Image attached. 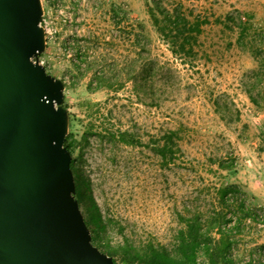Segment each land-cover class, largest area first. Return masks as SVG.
<instances>
[{"label":"rangeland","instance_id":"rangeland-1","mask_svg":"<svg viewBox=\"0 0 264 264\" xmlns=\"http://www.w3.org/2000/svg\"><path fill=\"white\" fill-rule=\"evenodd\" d=\"M174 1L210 18L193 61L175 57L160 39L149 13L152 0H41L46 47L39 61L65 82L75 196L86 223L94 211L101 215L100 230L87 223L92 242L118 264H140L134 253L149 243L172 247L180 213L210 207L225 184L238 183L253 203L264 206V74L258 80L252 73L259 62L251 37L262 29L251 19L255 5ZM113 4L129 12L131 23H140L148 38L143 57L165 62L175 73L160 100L155 87L140 90L126 76V58L134 59L139 48L125 42V23L111 20ZM236 10L241 19L228 21L226 15ZM251 83L257 104L245 91ZM216 100L222 106L233 101L239 120L217 110ZM171 129L178 132L181 150L162 157L158 145ZM227 151L237 159L233 169L216 163ZM256 226L245 225L234 238L242 264L251 256L264 264V254L251 251L264 243V223ZM198 258L206 261L202 252Z\"/></svg>","mask_w":264,"mask_h":264},{"label":"water","instance_id":"water-1","mask_svg":"<svg viewBox=\"0 0 264 264\" xmlns=\"http://www.w3.org/2000/svg\"><path fill=\"white\" fill-rule=\"evenodd\" d=\"M41 0H0V264H118L92 242L65 145V82L39 61Z\"/></svg>","mask_w":264,"mask_h":264},{"label":"trees","instance_id":"trees-1","mask_svg":"<svg viewBox=\"0 0 264 264\" xmlns=\"http://www.w3.org/2000/svg\"><path fill=\"white\" fill-rule=\"evenodd\" d=\"M149 13L160 39L175 57L190 61L199 57L203 44L200 35L204 27L210 23V18L203 10L195 6H186L182 1L152 0ZM234 15L241 19L242 12L236 10L234 13H228L226 19L230 21L235 18ZM109 16L115 23L118 22L117 19L125 23L121 26L125 42H133L134 46L139 48L134 59L126 58V76H131L140 90L143 88L142 85L150 86L152 89L155 87L157 100H160L175 74L172 67L150 56L143 57L148 38L140 31V23H131V17L126 9L113 4ZM251 40L255 44L252 52L259 62L258 68L252 73L260 80L264 74V30L258 29ZM72 44L81 46L78 40H74ZM139 60V65L137 63L133 65ZM137 65L139 71L137 74L132 73L133 66L136 68ZM110 70L113 71L114 67ZM101 78L98 86L101 84ZM254 85L255 83L247 85L245 91L251 101L257 104L258 101L252 93ZM215 105L217 110H223L232 120H239L240 110L233 101L222 106L216 100ZM233 115L234 118L231 117ZM168 134L165 142L158 145L157 150L162 157L166 156L168 150L173 154L181 150L178 132L171 129ZM65 145L70 149L68 138ZM216 163L219 168L233 169L236 167L237 159L232 151H227L224 156L217 157ZM217 194L210 207L188 209V213H180L181 225L176 230L172 247L149 243L143 251L135 252L134 258L139 260L140 264H201L198 255L202 252L206 256L203 264H242L233 251L234 238L243 231L245 225L249 229H254L257 223H264V206L253 203L249 194L238 183H228L219 187ZM87 223L95 225L99 230L103 225L101 215L95 211ZM251 251L263 256L264 243L254 245ZM127 263L133 264V261L128 260ZM249 264H256L252 256Z\"/></svg>","mask_w":264,"mask_h":264},{"label":"crops","instance_id":"crops-1","mask_svg":"<svg viewBox=\"0 0 264 264\" xmlns=\"http://www.w3.org/2000/svg\"><path fill=\"white\" fill-rule=\"evenodd\" d=\"M255 5V10L253 11V19L256 24L260 25L264 29V0H248Z\"/></svg>","mask_w":264,"mask_h":264}]
</instances>
